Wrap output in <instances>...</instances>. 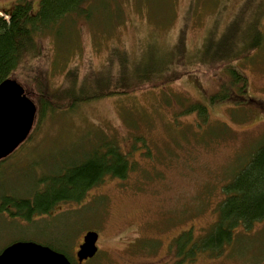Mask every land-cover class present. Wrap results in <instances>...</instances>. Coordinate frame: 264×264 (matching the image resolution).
Returning a JSON list of instances; mask_svg holds the SVG:
<instances>
[{"label":"rangeland","instance_id":"1","mask_svg":"<svg viewBox=\"0 0 264 264\" xmlns=\"http://www.w3.org/2000/svg\"><path fill=\"white\" fill-rule=\"evenodd\" d=\"M12 1L17 0L0 4ZM85 4L90 16H77L62 36L42 34L40 59L14 75L31 98H38V82L43 87L47 80L50 91L69 85L67 73L74 69L78 83L88 77L94 81L97 72L109 69L117 50L113 78L119 75L122 54L130 67L141 58L155 59L168 65L162 75L180 77L164 87L148 86L37 118L30 137L0 166V197L35 192L39 179L88 158L107 140L128 154L131 169L124 178L107 175L81 202H63L32 221L0 211V252L29 240L64 248L79 264L76 252L83 237L95 230L98 251L84 264H180L176 239L185 231L199 237L211 229L226 195L224 185L264 144V42L230 62L246 76L247 98L236 94L225 67L252 18H258L264 38V0ZM151 44L156 49L147 51ZM35 71L39 75L29 81L27 75ZM223 89L231 98L209 103ZM191 101L208 106V120L182 114ZM184 261L264 264V219L251 229H238L221 255L205 251Z\"/></svg>","mask_w":264,"mask_h":264},{"label":"trees","instance_id":"2","mask_svg":"<svg viewBox=\"0 0 264 264\" xmlns=\"http://www.w3.org/2000/svg\"><path fill=\"white\" fill-rule=\"evenodd\" d=\"M98 1L106 4L116 3V0ZM87 2L88 0H39V4L36 5L33 0H17L0 4V84L9 78L14 79V75L26 63L40 59L44 50L39 42L42 34L53 33L56 37L62 36L65 29H72L77 16L88 18L90 5L87 6L85 4ZM247 29L248 33L239 37V41L234 45L235 51L227 59L228 63L225 66L240 98H247L248 82L244 73L235 66H230V62L249 56L251 51L259 49L264 42L257 17L250 20ZM152 49L156 48L151 44L147 51ZM117 51L113 54L119 55V50ZM113 54L109 59V69L106 72H97L93 77L94 81L88 77L78 83V70L74 69L67 73L69 85L54 91L48 89L46 79L43 87L38 82L40 87L36 100L27 92L37 103L36 119L40 117L41 121L48 111L64 109L73 111L80 104L103 97L121 96L148 86L164 87L180 77V74L162 75L164 70L168 69V65H158L155 59L152 60L154 66H151L152 61L149 59L141 58L130 67L125 54H122L117 62L119 75L113 78L114 61L118 57ZM164 63H167V60ZM36 74L39 75L37 71L34 75H27L29 81L32 77L35 80ZM38 78L40 80V77ZM230 98L231 96L223 89L210 96L209 103L215 104ZM242 102L247 101L242 100L240 103ZM182 112L183 115L193 112L208 120V106L201 102H189ZM7 158L0 161V166ZM130 169L128 154L121 151L113 140H107L95 147L88 158L79 163L68 164L60 172L39 179L35 192L26 196L4 193L0 197V211H6L14 218L32 221L35 217L49 215L63 202H81L87 192L102 182L107 175L124 178ZM40 184L42 187H39ZM224 193L226 195L217 208L218 217L204 236L194 237L189 230L176 239L175 249L177 255L181 257L180 264H183L184 260L193 261L197 255L205 251L211 255H221L224 248L235 239L238 229H251L254 224L264 219V144L235 172L233 179L224 185ZM45 245L68 256L64 248ZM68 257L71 260L70 256Z\"/></svg>","mask_w":264,"mask_h":264},{"label":"water","instance_id":"3","mask_svg":"<svg viewBox=\"0 0 264 264\" xmlns=\"http://www.w3.org/2000/svg\"><path fill=\"white\" fill-rule=\"evenodd\" d=\"M37 103L13 78L0 84V161L29 138L37 117ZM99 232L87 231L76 252L79 263L92 259L98 251ZM0 264H72L63 252L33 241H17L0 252Z\"/></svg>","mask_w":264,"mask_h":264},{"label":"flooded vegetation","instance_id":"4","mask_svg":"<svg viewBox=\"0 0 264 264\" xmlns=\"http://www.w3.org/2000/svg\"><path fill=\"white\" fill-rule=\"evenodd\" d=\"M88 260H89V259H88ZM88 260H84L83 262H81V263L78 262V263H79V264H84V262H87ZM72 264H73V263H72Z\"/></svg>","mask_w":264,"mask_h":264}]
</instances>
